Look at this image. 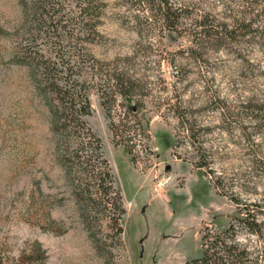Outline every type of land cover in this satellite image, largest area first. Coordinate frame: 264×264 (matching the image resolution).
I'll use <instances>...</instances> for the list:
<instances>
[{
    "label": "rangeland",
    "instance_id": "1",
    "mask_svg": "<svg viewBox=\"0 0 264 264\" xmlns=\"http://www.w3.org/2000/svg\"><path fill=\"white\" fill-rule=\"evenodd\" d=\"M24 1L0 0V264H40L17 261L35 241L46 264H175L201 253L205 226L226 227L230 197L264 196V0H169L174 29L147 0H105L90 48L128 69L136 93L111 113L140 129L126 136L132 158L90 95L87 121L125 207L120 232L79 214L49 109L26 66L10 62ZM203 27L227 38L212 46Z\"/></svg>",
    "mask_w": 264,
    "mask_h": 264
},
{
    "label": "trees",
    "instance_id": "2",
    "mask_svg": "<svg viewBox=\"0 0 264 264\" xmlns=\"http://www.w3.org/2000/svg\"><path fill=\"white\" fill-rule=\"evenodd\" d=\"M147 2L148 8L159 13L167 28L177 26L179 17L169 0ZM105 4V0H75L67 8L70 5L60 0L24 1V21L14 31L20 39L10 62L26 66L37 93L49 109L57 159L80 204L79 214L86 220L102 214L120 232L125 207L104 156L101 138L87 121L93 110L90 95L95 93L99 97L113 137L132 158L133 147L128 144L130 136H126L129 127L134 134L140 129L134 128V124L123 129L128 122L127 113L116 122L111 113L118 96L136 93L135 81L128 69L113 59L97 58L90 48L101 38L98 25ZM226 30L211 33L207 27L201 29L205 36L213 34L208 42L212 46L227 38ZM127 111L134 116L132 109ZM205 165V161L198 164ZM230 198L235 211L226 227L212 231L205 226L201 253L175 264H264V196L255 201ZM34 256L40 264H46L45 250L36 241L17 261L31 263Z\"/></svg>",
    "mask_w": 264,
    "mask_h": 264
}]
</instances>
